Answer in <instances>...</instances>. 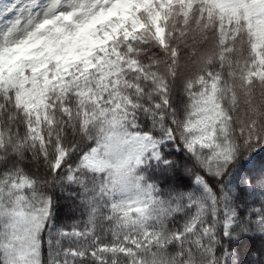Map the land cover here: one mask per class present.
Segmentation results:
<instances>
[{"label":"snow or ice","instance_id":"obj_1","mask_svg":"<svg viewBox=\"0 0 264 264\" xmlns=\"http://www.w3.org/2000/svg\"><path fill=\"white\" fill-rule=\"evenodd\" d=\"M0 264H264V0H0Z\"/></svg>","mask_w":264,"mask_h":264}]
</instances>
